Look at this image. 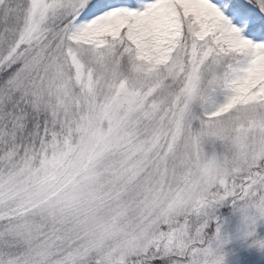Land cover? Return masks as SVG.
<instances>
[{"label": "snow or ice", "instance_id": "1", "mask_svg": "<svg viewBox=\"0 0 264 264\" xmlns=\"http://www.w3.org/2000/svg\"><path fill=\"white\" fill-rule=\"evenodd\" d=\"M260 222L264 0H0V264H264Z\"/></svg>", "mask_w": 264, "mask_h": 264}, {"label": "rangeland", "instance_id": "2", "mask_svg": "<svg viewBox=\"0 0 264 264\" xmlns=\"http://www.w3.org/2000/svg\"><path fill=\"white\" fill-rule=\"evenodd\" d=\"M238 222V217H234L232 223ZM257 236L264 238V222H260L256 229ZM225 264H248L249 260H260L262 254L255 249H249L235 239L225 245L224 248Z\"/></svg>", "mask_w": 264, "mask_h": 264}]
</instances>
